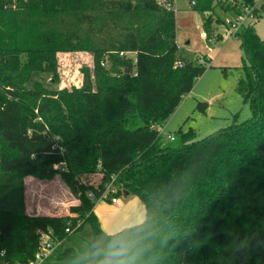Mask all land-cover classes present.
<instances>
[{"label":"trees","instance_id":"trees-1","mask_svg":"<svg viewBox=\"0 0 264 264\" xmlns=\"http://www.w3.org/2000/svg\"><path fill=\"white\" fill-rule=\"evenodd\" d=\"M194 1L212 38L213 0ZM220 1L231 16L252 3ZM165 3L173 0H0V173L21 176L0 182V264H26L41 232L61 241L60 264H96L116 238L129 245L128 264H264V40L250 24L238 32L251 117L164 141L160 128L206 68L180 55ZM78 51L92 59L81 88L31 80L43 71L56 83L57 53ZM57 172L79 202L68 213L27 212L22 176ZM95 172L96 185L80 179ZM112 175L145 216L108 233L93 206ZM85 223L87 246H64Z\"/></svg>","mask_w":264,"mask_h":264},{"label":"rangeland","instance_id":"rangeland-1","mask_svg":"<svg viewBox=\"0 0 264 264\" xmlns=\"http://www.w3.org/2000/svg\"><path fill=\"white\" fill-rule=\"evenodd\" d=\"M254 3L256 15L249 16L246 22L254 28L258 38L264 40V0ZM172 4L180 55L188 60L205 61L206 68L194 80L192 89L177 104L160 130L164 141H171L169 136L177 137L187 131L191 133L192 140H198L218 129L251 117L248 101L244 98L242 89L246 78L241 66L244 53L240 36L222 38L221 20L230 14L222 8L223 1L213 0L214 7L210 13L213 36L211 40L202 37V33L205 32L204 13L191 6L190 0H173ZM126 56L133 58L132 53H126ZM24 58L22 54L19 60L22 61ZM56 65V83L51 82L49 72L40 71L36 74L47 87L56 85L58 89L81 88L85 81L91 79V76L86 74V67L91 68L92 59L86 52H59L56 55ZM20 177L18 174L0 173V182L10 184L18 181ZM80 179L96 185L99 173L82 176ZM22 180L23 201L28 199L34 209L37 205L42 206L40 211H32L36 214H39L37 212L62 214L66 212L65 210L69 212L70 205L79 202L77 196L64 182L63 175L58 172L49 178L24 175ZM116 197L118 201L113 203L110 194H106L103 198L96 199L93 206V212L99 219L101 228L108 233L133 226L141 222L145 216L144 204L135 194L122 189ZM91 238V226L85 223L80 231L71 233L64 246L72 244L86 247ZM36 263L60 264L58 252L50 251Z\"/></svg>","mask_w":264,"mask_h":264},{"label":"built area","instance_id":"built-area-1","mask_svg":"<svg viewBox=\"0 0 264 264\" xmlns=\"http://www.w3.org/2000/svg\"><path fill=\"white\" fill-rule=\"evenodd\" d=\"M160 1L163 2V0H160ZM254 1H260V0H252V3L250 4H244V5L238 6L240 10L237 14H235L234 16L228 15L223 19L222 21L223 27L221 31L222 38L229 39L234 36H239L238 32L241 29V27L246 25L247 18L249 16L255 17L256 15ZM194 4H195V1L190 0V5H194ZM165 6L168 9H173L172 3H165ZM202 37L208 40L213 39V38H208L205 32L202 33ZM120 54H122V52ZM200 62H205V61H200ZM101 64H104V63L101 62ZM178 64L181 65L182 63L179 62ZM169 137L170 139H172V136H169ZM53 168L64 170L65 166H64V163H55L53 164ZM113 180H114V175L111 176L110 181L105 183L104 190L98 199L103 198L104 195L106 194H110L111 202L115 203L118 201L116 197V194L118 192V187L114 184ZM88 195L93 197L94 193L92 191H89ZM60 244H61V241H52L50 239V232H41L37 250L35 251L33 258L30 259L26 264H37L36 263L37 261H39L43 257H46L50 251L55 250L56 247L59 246Z\"/></svg>","mask_w":264,"mask_h":264},{"label":"clouds","instance_id":"clouds-1","mask_svg":"<svg viewBox=\"0 0 264 264\" xmlns=\"http://www.w3.org/2000/svg\"><path fill=\"white\" fill-rule=\"evenodd\" d=\"M128 252L129 245L123 238L113 239L106 247L97 250L96 256L102 258L96 264H128L126 259Z\"/></svg>","mask_w":264,"mask_h":264},{"label":"crops","instance_id":"crops-1","mask_svg":"<svg viewBox=\"0 0 264 264\" xmlns=\"http://www.w3.org/2000/svg\"><path fill=\"white\" fill-rule=\"evenodd\" d=\"M250 24V23H249ZM247 25V24H246ZM38 72H34L33 74H32V77H31V80H34V79H37V80H40V81H42V83H43V80H41V78H38V75H37V77H36V74H37ZM50 74V73H49ZM44 84V83H43ZM28 86H31V81L30 82H28V84H27ZM52 85H55V84H53L52 83ZM45 86H47V85H45ZM48 88H50V87H48ZM50 89H58L57 87H56V85L54 86V87H51ZM28 178V177H27ZM32 179H29V181H31ZM24 181L26 182V180L24 179ZM25 203H26V210H27V212H32V211H34V210H41L42 209V206L41 205H37L36 207H35V209H34V206L32 207V204L30 205L29 204V200L28 199H26V201H25ZM116 203V202H115ZM67 205V204H66ZM65 205V206H66ZM38 208V209H37ZM66 212H64V213H68L67 212V210H65ZM37 213H39V214H57V213H52V212H44V213H40V212H37ZM123 229V228H122ZM115 232V231H114ZM63 244V243H62ZM64 245V244H63Z\"/></svg>","mask_w":264,"mask_h":264},{"label":"water","instance_id":"water-1","mask_svg":"<svg viewBox=\"0 0 264 264\" xmlns=\"http://www.w3.org/2000/svg\"><path fill=\"white\" fill-rule=\"evenodd\" d=\"M128 70H129V68H128V67H126L125 71H128Z\"/></svg>","mask_w":264,"mask_h":264}]
</instances>
